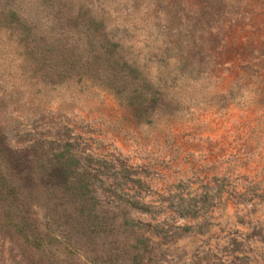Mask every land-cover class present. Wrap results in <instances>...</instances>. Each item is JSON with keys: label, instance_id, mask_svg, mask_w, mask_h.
Instances as JSON below:
<instances>
[{"label": "rangeland", "instance_id": "1", "mask_svg": "<svg viewBox=\"0 0 264 264\" xmlns=\"http://www.w3.org/2000/svg\"><path fill=\"white\" fill-rule=\"evenodd\" d=\"M0 264H264V0H0Z\"/></svg>", "mask_w": 264, "mask_h": 264}, {"label": "trees", "instance_id": "2", "mask_svg": "<svg viewBox=\"0 0 264 264\" xmlns=\"http://www.w3.org/2000/svg\"><path fill=\"white\" fill-rule=\"evenodd\" d=\"M17 225H18V223H17V224H15V227H16V228H18V226H17Z\"/></svg>", "mask_w": 264, "mask_h": 264}]
</instances>
